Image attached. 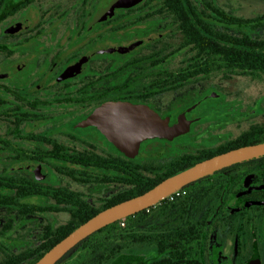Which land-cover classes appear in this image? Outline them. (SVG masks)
Here are the masks:
<instances>
[{
	"label": "flooded vegetation",
	"instance_id": "obj_1",
	"mask_svg": "<svg viewBox=\"0 0 264 264\" xmlns=\"http://www.w3.org/2000/svg\"><path fill=\"white\" fill-rule=\"evenodd\" d=\"M110 1L0 0V264L129 190L264 136V111L239 102L237 71L215 51L222 12L235 11L140 0L98 19ZM121 101L189 129L145 138L129 158L110 139L114 121L78 126ZM87 238L56 264H264V159L218 169Z\"/></svg>",
	"mask_w": 264,
	"mask_h": 264
},
{
	"label": "water",
	"instance_id": "obj_2",
	"mask_svg": "<svg viewBox=\"0 0 264 264\" xmlns=\"http://www.w3.org/2000/svg\"><path fill=\"white\" fill-rule=\"evenodd\" d=\"M140 0H111L108 8L98 19L113 15L116 7H131ZM114 121L115 134L110 137L127 157L134 158L142 140L149 137L172 139L185 133L189 127L181 118L178 123L168 126L156 113L141 105L129 102H111L98 108L94 115L80 122L78 126H87L97 119ZM112 123V124H113ZM112 124L110 128H112ZM264 156V142L240 146L211 158L198 162L172 176L167 177L148 191L104 209L73 229L68 235L53 245L34 264H56L81 241L98 229L117 219L132 215L165 198L172 191L191 183L223 167L257 159Z\"/></svg>",
	"mask_w": 264,
	"mask_h": 264
},
{
	"label": "trees",
	"instance_id": "obj_3",
	"mask_svg": "<svg viewBox=\"0 0 264 264\" xmlns=\"http://www.w3.org/2000/svg\"><path fill=\"white\" fill-rule=\"evenodd\" d=\"M258 1L264 2V0ZM186 4L187 0H149L145 5L157 6L159 8H162L163 10H179ZM222 21L223 24L227 25L228 28L227 31H225V29H222L221 45L220 47L215 49V51L221 56L222 70H236L238 75L251 76L253 78L264 75V11L252 16L236 14L235 17L231 16L229 12H222ZM230 26H234L236 29L234 41L232 40L233 36H231ZM196 38L199 40V44H201V38L203 37L196 36ZM202 44H204V48L207 51V47L209 46L208 42L205 41ZM211 49L214 50L213 45ZM260 142H264L263 135L257 136L256 138L248 142L238 143L235 147ZM262 159H264V157H260V160ZM125 164L126 166H129L133 163L132 160L126 159ZM176 172L177 171H175L174 173ZM168 176H170V174L164 175L162 178ZM162 178L158 179L155 182L149 183L146 187H143L140 190H129L122 198V200H127L129 198L142 194L157 182H159V180H162ZM29 208L32 209L33 207L30 206ZM80 224L81 223L79 222L63 225L60 228V230H63V232H61L58 237L40 238V244L36 246L39 249L38 252L14 254L13 264H33L53 245L59 242ZM86 240H88V238H86ZM69 254L70 252L67 253L61 260H59V262L67 258Z\"/></svg>",
	"mask_w": 264,
	"mask_h": 264
},
{
	"label": "rangeland",
	"instance_id": "obj_4",
	"mask_svg": "<svg viewBox=\"0 0 264 264\" xmlns=\"http://www.w3.org/2000/svg\"><path fill=\"white\" fill-rule=\"evenodd\" d=\"M222 4L228 11L232 9L236 14L245 16H252L264 11V2L258 0H222ZM236 87L239 102L250 107L256 100L257 106L254 105L253 110L256 107L259 114L261 110L264 111V75L256 78L238 75ZM259 114L254 119H260L261 115Z\"/></svg>",
	"mask_w": 264,
	"mask_h": 264
}]
</instances>
